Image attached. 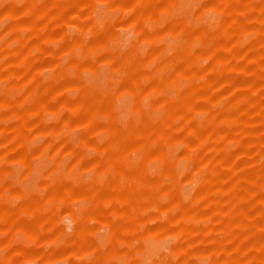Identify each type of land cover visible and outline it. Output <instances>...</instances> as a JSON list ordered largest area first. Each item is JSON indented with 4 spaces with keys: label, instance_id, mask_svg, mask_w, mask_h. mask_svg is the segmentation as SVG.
Instances as JSON below:
<instances>
[{
    "label": "rangeland",
    "instance_id": "rangeland-1",
    "mask_svg": "<svg viewBox=\"0 0 264 264\" xmlns=\"http://www.w3.org/2000/svg\"><path fill=\"white\" fill-rule=\"evenodd\" d=\"M0 264H264V0H0Z\"/></svg>",
    "mask_w": 264,
    "mask_h": 264
}]
</instances>
